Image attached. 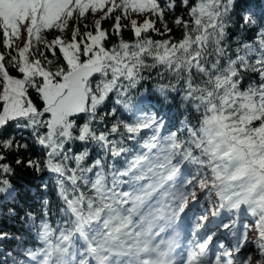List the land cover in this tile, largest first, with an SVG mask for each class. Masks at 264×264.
Segmentation results:
<instances>
[{
  "label": "snow or ice",
  "instance_id": "obj_1",
  "mask_svg": "<svg viewBox=\"0 0 264 264\" xmlns=\"http://www.w3.org/2000/svg\"><path fill=\"white\" fill-rule=\"evenodd\" d=\"M0 221V264H264V0H0Z\"/></svg>",
  "mask_w": 264,
  "mask_h": 264
},
{
  "label": "trees",
  "instance_id": "obj_2",
  "mask_svg": "<svg viewBox=\"0 0 264 264\" xmlns=\"http://www.w3.org/2000/svg\"><path fill=\"white\" fill-rule=\"evenodd\" d=\"M23 175L25 176L23 183H29V181H31L33 179V177L28 176L27 173H24ZM0 226H4L6 228V230H13L11 228H8L7 225L3 221H0Z\"/></svg>",
  "mask_w": 264,
  "mask_h": 264
}]
</instances>
